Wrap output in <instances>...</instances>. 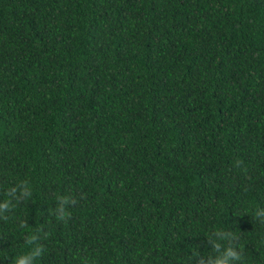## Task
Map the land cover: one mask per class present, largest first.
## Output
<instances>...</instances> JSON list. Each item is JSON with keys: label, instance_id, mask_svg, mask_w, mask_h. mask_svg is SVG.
Wrapping results in <instances>:
<instances>
[{"label": "trees", "instance_id": "trees-1", "mask_svg": "<svg viewBox=\"0 0 264 264\" xmlns=\"http://www.w3.org/2000/svg\"><path fill=\"white\" fill-rule=\"evenodd\" d=\"M218 244L264 264V0H0V264Z\"/></svg>", "mask_w": 264, "mask_h": 264}, {"label": "clouds", "instance_id": "clouds-1", "mask_svg": "<svg viewBox=\"0 0 264 264\" xmlns=\"http://www.w3.org/2000/svg\"><path fill=\"white\" fill-rule=\"evenodd\" d=\"M61 212L62 215H66L63 210H61ZM220 235L221 240L227 241L229 245L233 234L225 235L221 233ZM33 239H35V236L30 237V240ZM217 247H223L224 250L217 256L214 264H232L233 261L241 260V257L231 247H227L226 245L222 246L221 244H218ZM38 253L39 248H36L35 250L29 249L26 252L19 253L14 257L13 264H37Z\"/></svg>", "mask_w": 264, "mask_h": 264}]
</instances>
